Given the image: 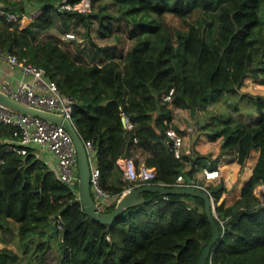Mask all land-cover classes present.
Here are the masks:
<instances>
[{
  "label": "trees",
  "instance_id": "trees-1",
  "mask_svg": "<svg viewBox=\"0 0 264 264\" xmlns=\"http://www.w3.org/2000/svg\"><path fill=\"white\" fill-rule=\"evenodd\" d=\"M90 1L84 13L59 8L58 0H0V7L17 13H25L28 4L40 9L24 27L0 15V49L44 68L60 92L74 99L75 127L94 147L100 188L113 196L100 207L109 213L126 185L120 157L154 167L153 181L167 187L197 181L195 165L210 155L196 151L193 143L202 133L199 127L208 124L199 123L193 149L176 157L166 129L183 130L174 125L164 97L172 89L175 107L196 112L221 93H239L246 77L262 72L264 0ZM198 10L211 19L201 17L197 27L173 31L165 21L171 16L185 24ZM56 23L62 33L77 30L95 52L86 57L82 48L71 49V39L43 37ZM117 31L119 52L102 56L103 45L94 34L109 38ZM241 96L255 112L254 125H228L221 150H236L241 167L252 147L259 155L232 203L218 204L227 190L223 178L208 186L221 237L206 264H264V203L255 192L264 183V97ZM122 114L133 122L132 130L124 127ZM15 129L0 121V231H17L28 264H197L212 237L202 198L143 191V202L125 208L110 224L102 223L80 206L78 180L72 185L61 181L32 147L8 141ZM7 145L25 152L2 151ZM53 216L61 218V230ZM19 259L12 249H0V264H18Z\"/></svg>",
  "mask_w": 264,
  "mask_h": 264
},
{
  "label": "built area",
  "instance_id": "built-area-1",
  "mask_svg": "<svg viewBox=\"0 0 264 264\" xmlns=\"http://www.w3.org/2000/svg\"><path fill=\"white\" fill-rule=\"evenodd\" d=\"M58 6L59 8L78 10L84 13L90 11L92 7L90 0H81L74 4L70 3L69 0H58ZM39 12L40 9H35L30 13H17L0 7V15L7 21L18 22L21 27L27 25L39 14ZM64 38L76 39L77 36L74 31H66L64 33ZM0 61L11 69L19 70L22 74V78L18 79L13 87L0 83L1 91L28 106L60 114L68 118L75 126L72 117L74 99L60 92L57 83L46 75L44 68L31 63L25 57H19L12 51L2 49H0ZM171 94L172 89L169 91L168 95L164 97V100L167 101L168 106L172 110L173 121L175 115H177L181 109L173 105ZM0 121L16 127L12 133V137L8 141L12 140L19 145L32 148L34 146L44 148L55 159L57 175L61 181L72 185V183L78 180L75 146L70 134L63 126L38 116L15 111L2 103H0ZM122 122L126 129L132 130L134 128L133 122L125 114H122ZM166 135L167 143L171 144L174 155L180 157L184 136L173 127H168L166 129ZM134 141H136V138H134ZM84 144L88 152L91 166L92 195H94V199L100 208L104 202L111 200L113 196L100 188L98 183L100 171L95 165L94 147L90 141H84ZM12 149L25 152L24 148H19L14 145H7L1 148L2 151ZM118 164L122 169L123 179L126 185L118 195L117 201L123 194L143 185L165 186L161 182L153 181L156 175L154 167H148L144 164L136 165L132 157L126 156L120 157L118 159ZM220 178L221 171L218 167H204L201 172V181L197 180L190 183H179L174 186H193L200 188L209 193L211 200L215 201V198L208 190V183L218 181ZM255 192L260 197L261 202L264 203V183L261 185L260 189H255ZM52 221L58 230L62 229V221L59 216H53ZM209 264L212 263L209 261Z\"/></svg>",
  "mask_w": 264,
  "mask_h": 264
},
{
  "label": "water",
  "instance_id": "water-1",
  "mask_svg": "<svg viewBox=\"0 0 264 264\" xmlns=\"http://www.w3.org/2000/svg\"><path fill=\"white\" fill-rule=\"evenodd\" d=\"M0 103L5 106L25 114L32 116H38L52 123L63 126L70 134L77 157L78 167V200L79 204L85 213L105 224H110L113 219L122 212L125 208L134 206L144 201V198L140 195L143 191L157 192L163 195L169 194H186L200 197L204 200V210L208 217V220L212 227V237L210 241L205 245L197 264H206L210 258L213 249L218 245L221 237L220 227L216 221V208L215 201L211 200L209 193L193 186H159V185H143L135 188L132 191L123 194L117 201L114 209L109 213H102L98 204L96 203L91 189V166L89 162V156L84 144V140L78 133L76 127L72 122L61 116L60 114L46 111L43 109L35 108L26 105L20 101L13 99L7 93L0 90Z\"/></svg>",
  "mask_w": 264,
  "mask_h": 264
},
{
  "label": "crops",
  "instance_id": "crops-1",
  "mask_svg": "<svg viewBox=\"0 0 264 264\" xmlns=\"http://www.w3.org/2000/svg\"><path fill=\"white\" fill-rule=\"evenodd\" d=\"M39 7L34 4H28L26 6V12L30 13ZM22 78V74L19 70H14L0 61V83L7 84L10 87H13L18 79ZM197 112L201 113L202 110H198ZM195 114L189 109H181L178 112V115H175L173 122L178 129L183 130L182 134L184 136L182 150L185 153H189L191 149H195L196 151L202 154H209V158L202 159L201 161L196 163L194 176L197 180L201 181V172L204 167L206 168H213L218 167L221 171V178L224 179L226 184L227 190L222 193L219 197L218 204L224 201L227 204L232 203L236 198L240 197L241 189L244 183L250 178L252 174L253 167L256 163V160L259 155V150L257 147H252L249 150V155L246 159V163L243 167L237 162L236 158V150H233L232 153L229 154L226 150H221V145L219 144V139L217 141H209V136L203 131L197 140L193 143L192 148V141L194 140L192 137L195 136L194 134L190 137L187 131L188 128H185L183 123V117L186 116V120L189 121L191 114ZM193 115V116H195ZM188 116V118H187ZM177 117H181L180 123L178 122ZM191 120V119H190ZM197 123H195V129L197 126L201 125L202 123L198 118H196ZM188 123V122H187ZM204 124V123H202ZM187 125V124H186ZM186 132V133H185ZM5 139H3L4 141ZM33 150L36 154V157L45 161L48 164L49 168L54 169L57 172L56 162L52 155L47 152L44 148L33 147ZM215 182H209V185L215 184ZM263 184V183H262ZM258 185L257 188L260 189L261 185ZM256 188V189H257ZM3 247H7L12 249L13 251L17 252L20 255V259L18 264H28L27 262V255H22V249L19 245L17 231L13 230L10 233L3 234L0 231V249ZM57 251L55 249L51 252V257L55 256Z\"/></svg>",
  "mask_w": 264,
  "mask_h": 264
},
{
  "label": "rangeland",
  "instance_id": "rangeland-1",
  "mask_svg": "<svg viewBox=\"0 0 264 264\" xmlns=\"http://www.w3.org/2000/svg\"><path fill=\"white\" fill-rule=\"evenodd\" d=\"M201 17H206L209 20L211 19L209 14L198 10L195 12V14L192 17H188L186 19L185 21L186 25L184 24L183 21H180L171 16H167L165 21L167 25L173 31L176 28H184V27L186 28V26L187 27L189 26L197 27L198 21ZM55 25L56 26L49 29L48 31L42 32V36L46 38V37H52V36L59 35L64 38L65 32L62 33V31L57 28V23ZM73 31L78 36L80 35V33L77 32V30H73ZM212 32H213L212 25H210L208 27L207 35L210 36ZM116 33H120V31L115 32L114 35L110 36L109 38L108 37L100 38L96 34H94L97 37L96 38L97 43L100 45H103L102 52H101L102 56L105 55L104 54L105 52H109V53L119 52V46H116V45H119V44H116V36H115ZM73 39L69 40L70 42H67L69 46L71 47V49L72 48H82L81 52L83 54L84 52H87V54H84L86 57H88L93 52H95L93 48L89 46V44L81 37V35L79 36V38L75 40ZM102 56L96 57L95 60L100 59ZM238 92L239 93L224 92V93L217 95L213 101H210L207 104L206 108L201 109L202 110L201 113L196 111L195 112L196 115L194 113L191 114V117H190L191 120L188 119L189 121L186 120V116L183 117L182 115L183 122H185L183 124L185 125V128L189 129L187 131L189 136L191 137L193 134L196 135L195 123L198 122L196 121V118H198V120H200L202 123L208 124L207 129H205V126H202V127L200 126L199 132L206 131L208 132V134H211V135L213 134L214 136L213 135L210 136L209 141H217L219 139L218 141L220 145H222V143L225 141V134L227 135L226 127L228 125L232 127L231 129H233L237 127L238 125L237 123L245 121V123L248 126H253L254 119H251V118L255 116V112H252L251 107H250L251 105L250 102H247L246 101L247 98L242 97L241 94L250 93L253 95H262L264 97V70L262 72H259L256 70L255 73L253 72V74L246 77L244 80V83L238 89ZM234 102L237 103V106H239L237 110H235L234 108V105H233ZM180 118L181 117H177L179 123L181 120Z\"/></svg>",
  "mask_w": 264,
  "mask_h": 264
}]
</instances>
